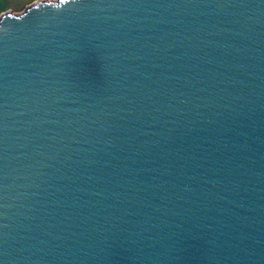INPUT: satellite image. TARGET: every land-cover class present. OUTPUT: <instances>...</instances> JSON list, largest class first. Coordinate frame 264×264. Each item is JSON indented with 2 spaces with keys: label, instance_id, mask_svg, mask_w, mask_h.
<instances>
[{
  "label": "water",
  "instance_id": "95a60500",
  "mask_svg": "<svg viewBox=\"0 0 264 264\" xmlns=\"http://www.w3.org/2000/svg\"><path fill=\"white\" fill-rule=\"evenodd\" d=\"M0 264H264V0L3 13Z\"/></svg>",
  "mask_w": 264,
  "mask_h": 264
},
{
  "label": "crops",
  "instance_id": "0c3cea01",
  "mask_svg": "<svg viewBox=\"0 0 264 264\" xmlns=\"http://www.w3.org/2000/svg\"><path fill=\"white\" fill-rule=\"evenodd\" d=\"M38 0H0V16L6 11L22 12Z\"/></svg>",
  "mask_w": 264,
  "mask_h": 264
}]
</instances>
